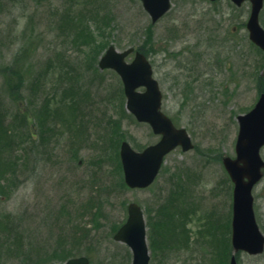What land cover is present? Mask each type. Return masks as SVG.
<instances>
[{
	"label": "rangeland",
	"instance_id": "obj_1",
	"mask_svg": "<svg viewBox=\"0 0 264 264\" xmlns=\"http://www.w3.org/2000/svg\"><path fill=\"white\" fill-rule=\"evenodd\" d=\"M171 2V9L153 24L140 0H0V67L10 63L21 44L35 46L26 61L25 98L19 105L0 76V113H8L9 123L18 107L33 110L46 132L19 151L17 179L7 196L0 195V264L64 260L67 249L74 256H90V264H132L130 247L113 237L114 225L125 221L132 201L141 205L151 227L150 264H220L232 203V182L222 157L235 155L237 115L253 107L264 87V80L257 79L262 59L243 24L248 3ZM71 7L82 20L70 27L62 16ZM85 22H92L94 32L107 31L101 42L120 50L155 49L149 59L164 94L163 109L177 126L187 128L196 145L167 154L148 188L113 187L110 169L118 163L123 137L110 142V127L113 131L117 125L110 117L121 116L122 133L136 149L158 136L128 112L120 76L110 69L94 71L72 45L74 35L81 39L78 31H84ZM110 153L113 162L106 159ZM261 153L264 157V147ZM263 186L254 190L257 214H264ZM173 192L189 209L192 246L176 241L181 231L174 222L182 218L181 208H174L173 223L165 217L161 224L163 219L157 218L158 211L167 214L161 204ZM9 220L8 229L4 223ZM222 221L226 228L221 234ZM238 262L261 264L258 256L247 253Z\"/></svg>",
	"mask_w": 264,
	"mask_h": 264
},
{
	"label": "water",
	"instance_id": "obj_2",
	"mask_svg": "<svg viewBox=\"0 0 264 264\" xmlns=\"http://www.w3.org/2000/svg\"><path fill=\"white\" fill-rule=\"evenodd\" d=\"M144 7L156 21L170 7V0H142ZM241 4L243 0H235ZM252 12L248 21L251 38L264 48V29L259 24V11L263 0H251ZM133 48L118 52L111 46L100 60L101 68L112 67L122 76L125 83L127 108L139 120L152 124L156 133L163 136L156 144L148 146L142 152L133 150L127 141L121 145V158L125 181L130 187H146L151 184L159 172L164 156L181 145L184 150L193 147L191 137L184 128H177L172 120L160 111L161 92L158 83L152 78L149 62L143 54L137 53L132 63L125 57ZM146 86L144 92L136 91ZM240 132L236 145L237 157L224 158V164L234 183V202L232 220V244L234 251L240 249L257 253L263 249L264 236L259 230L253 211L254 183L261 177L264 161L260 148L264 144V94L255 108L246 115L239 116ZM129 216L114 235V238L127 243L133 251V264H149V250L146 241V226L141 207L131 203ZM64 264H89L86 256L69 259ZM231 264H237L233 256Z\"/></svg>",
	"mask_w": 264,
	"mask_h": 264
},
{
	"label": "trees",
	"instance_id": "obj_3",
	"mask_svg": "<svg viewBox=\"0 0 264 264\" xmlns=\"http://www.w3.org/2000/svg\"><path fill=\"white\" fill-rule=\"evenodd\" d=\"M72 8L73 7L66 11L65 16H62L64 23H67L70 27L71 25H78V23H80V21L82 20L80 16L77 15L80 12L76 13V10H71ZM83 27H85L83 32L78 31L80 32V35H82L81 39H77L78 35H74L72 38V45L80 51L86 64L89 67L96 69L95 65L98 57L107 45L106 41L102 43L101 40H103L104 37L108 35V32L105 30H101V28H98V30L94 32L92 30V22H85L81 28ZM27 44L28 42L18 46L10 63H6L0 67V76H2L3 78V84L6 87L11 100L14 103H18V105L25 98L24 89L26 85V77L28 74V62L26 61H29L31 53L35 50V46L29 49V45ZM7 114L8 113H0V195L2 196H7L9 194L11 183L17 179L15 168L17 165V161L20 159L18 158V153L20 150L22 151V147L27 146L28 143H34V138L37 134L36 129L39 126L40 120L39 114L34 112V119H37L38 121L37 127L35 129L29 126L30 121L27 111L25 112L18 107L16 112L12 114V119L9 123L5 122V116H7ZM116 128L118 129L119 127ZM41 133L43 136L44 133L42 131ZM111 134L112 135L109 137L110 142H116L114 141V139L117 135L119 137L124 136L123 133H120L119 130L115 131V129ZM109 158L115 159V155L112 153V155H109ZM114 172L118 173L116 184L121 187H125L126 185L123 180V174L119 161L117 163V166L114 167ZM172 202L173 200L170 199L166 204V208H163V210H167V214H163L162 211H158L157 218H162L164 222L161 224H165V217H167L169 220L173 218L170 209V203ZM99 209L100 211L102 209L100 204ZM96 215L98 217L100 214L96 213ZM170 224L172 225V223ZM4 226L9 229L11 227V221L9 220L8 222H5ZM151 226L153 227V224ZM156 226L154 229L161 230L156 228ZM117 227L118 225H114L113 229L115 230ZM8 229H6V231ZM164 230H166L167 233L168 230L170 231V228L168 229L166 227Z\"/></svg>",
	"mask_w": 264,
	"mask_h": 264
},
{
	"label": "flooded vegetation",
	"instance_id": "obj_4",
	"mask_svg": "<svg viewBox=\"0 0 264 264\" xmlns=\"http://www.w3.org/2000/svg\"><path fill=\"white\" fill-rule=\"evenodd\" d=\"M216 2V1H215ZM247 37L249 38V35H247ZM261 75H263V72H261ZM260 75V76H261ZM257 79H260V77H258ZM262 185H264V171H263V177L261 179V182H260ZM263 196H264V186H263ZM259 221H260V227L262 228L263 232H264V214H260L259 215ZM262 259V260H261ZM260 262L261 264H264V250L263 252L261 253V257H260Z\"/></svg>",
	"mask_w": 264,
	"mask_h": 264
}]
</instances>
